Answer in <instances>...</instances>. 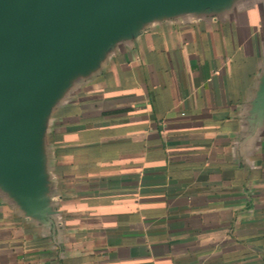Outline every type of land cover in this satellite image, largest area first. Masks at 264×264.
I'll list each match as a JSON object with an SVG mask.
<instances>
[{
	"label": "crops",
	"instance_id": "obj_1",
	"mask_svg": "<svg viewBox=\"0 0 264 264\" xmlns=\"http://www.w3.org/2000/svg\"><path fill=\"white\" fill-rule=\"evenodd\" d=\"M264 0L147 21L41 136L52 213L0 191V264H264Z\"/></svg>",
	"mask_w": 264,
	"mask_h": 264
},
{
	"label": "water",
	"instance_id": "obj_2",
	"mask_svg": "<svg viewBox=\"0 0 264 264\" xmlns=\"http://www.w3.org/2000/svg\"><path fill=\"white\" fill-rule=\"evenodd\" d=\"M234 3L0 0V191L31 217H49L43 122L69 81L94 67L115 40L134 34L147 21L183 12L217 13Z\"/></svg>",
	"mask_w": 264,
	"mask_h": 264
},
{
	"label": "rangeland",
	"instance_id": "obj_3",
	"mask_svg": "<svg viewBox=\"0 0 264 264\" xmlns=\"http://www.w3.org/2000/svg\"><path fill=\"white\" fill-rule=\"evenodd\" d=\"M241 1H246V0H235V2H238V3L241 2ZM263 2H264V1H263Z\"/></svg>",
	"mask_w": 264,
	"mask_h": 264
}]
</instances>
